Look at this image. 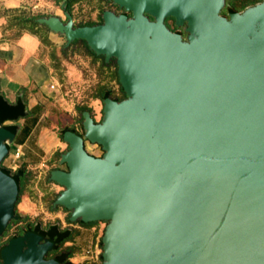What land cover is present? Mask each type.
Returning <instances> with one entry per match:
<instances>
[{"label": "water", "instance_id": "1", "mask_svg": "<svg viewBox=\"0 0 264 264\" xmlns=\"http://www.w3.org/2000/svg\"><path fill=\"white\" fill-rule=\"evenodd\" d=\"M218 1L115 0L131 19L108 13L102 25L55 24L69 41L115 57L128 95L105 100L102 125L86 115V137L104 157L66 133L70 171L55 173L76 218L110 221L104 264L264 262V2L255 7L263 12L260 44L250 50L244 40L255 15L222 19ZM145 14L186 24L194 39L183 42ZM11 136L0 121V161ZM17 196L16 182L0 172V223L14 216ZM129 229L148 245L132 250ZM51 248L26 234L0 254L3 264H60L44 259Z\"/></svg>", "mask_w": 264, "mask_h": 264}, {"label": "rangeland", "instance_id": "2", "mask_svg": "<svg viewBox=\"0 0 264 264\" xmlns=\"http://www.w3.org/2000/svg\"><path fill=\"white\" fill-rule=\"evenodd\" d=\"M263 2L219 0L217 15L231 20L233 15L242 14ZM108 13L132 18V13L115 0H0L2 33L10 39L24 33H32L40 39V56L48 64L58 88L55 102L69 118L68 125L60 134L68 146L51 160L33 166L17 160L13 162L14 168L7 167L9 162L4 158L0 161V172L18 185L14 216L0 235V253L13 240L29 234L38 237L41 245H52L44 257L47 261L60 259L72 264H104V235L110 221L84 223L81 218H76L74 208L62 203L67 187L55 178V173L70 171L67 163L62 162V157L71 150L70 144L65 141L66 133L81 138L90 156L104 157L103 147L86 137V115H90L95 124L102 125L105 121V100L112 98L120 102L128 95L122 87L115 57L108 59L85 40L69 41L64 31L56 28L55 24L70 25L72 28L102 25ZM144 17L150 23H161L183 42L194 39L186 24L176 26L172 17L160 21L149 14ZM260 25V21L256 20L254 29L258 30ZM86 245H92L91 249H87ZM3 262L0 254V264Z\"/></svg>", "mask_w": 264, "mask_h": 264}, {"label": "crops", "instance_id": "3", "mask_svg": "<svg viewBox=\"0 0 264 264\" xmlns=\"http://www.w3.org/2000/svg\"><path fill=\"white\" fill-rule=\"evenodd\" d=\"M57 96L54 76L40 56V39L32 33L10 39L0 29V121L12 133L2 141L7 167H16L17 160L40 164L68 146L60 134L69 118L55 102ZM18 149L21 157L16 159Z\"/></svg>", "mask_w": 264, "mask_h": 264}, {"label": "bare ground", "instance_id": "4", "mask_svg": "<svg viewBox=\"0 0 264 264\" xmlns=\"http://www.w3.org/2000/svg\"><path fill=\"white\" fill-rule=\"evenodd\" d=\"M250 12L255 15V21L256 20H259V21L261 20L262 21L263 12L262 11H259V10L256 11V8L255 7H252V8L247 9L244 13L238 14V16L240 18H243L246 13H250ZM227 22L231 23L230 21H227ZM153 27H154V30H155V32L157 34L160 33L161 29H159L157 25H154ZM260 31H261V27L258 30H255L254 27L252 26L251 31L249 32V34H247L245 36L244 46H245L246 49L253 50V49H256L259 46L260 42H257L256 37L258 36V34L260 33ZM171 34L173 35V33H171ZM129 101H131V106L133 107V110H136L138 108V105H137L136 100L135 99H130ZM148 130L149 129L147 128L146 131H148ZM9 218H10V215L6 214L4 216V219L2 220V222L0 223V235L4 232L5 227H6V223L8 222V219ZM262 227H259V228H256V229H252V230L249 231V233L250 232L257 231V230L261 229ZM127 231H128L127 232L128 240H129V243H130V246H131V249L132 250H136L137 248H139L140 247L139 245H148L147 243L146 244H142L141 241H140V239H138L135 235H133V232L130 229L127 230ZM234 235L235 236H233V237L240 236L238 234H234ZM255 264H264V262L263 263L262 262L261 263L258 262V263H255Z\"/></svg>", "mask_w": 264, "mask_h": 264}, {"label": "built area", "instance_id": "5", "mask_svg": "<svg viewBox=\"0 0 264 264\" xmlns=\"http://www.w3.org/2000/svg\"><path fill=\"white\" fill-rule=\"evenodd\" d=\"M20 157H21V152L18 149L17 152L15 153V158L19 159Z\"/></svg>", "mask_w": 264, "mask_h": 264}, {"label": "trees", "instance_id": "6", "mask_svg": "<svg viewBox=\"0 0 264 264\" xmlns=\"http://www.w3.org/2000/svg\"><path fill=\"white\" fill-rule=\"evenodd\" d=\"M58 261L61 262L62 264H72L71 262L65 263V262H63V260H60V259H58Z\"/></svg>", "mask_w": 264, "mask_h": 264}, {"label": "flooded vegetation", "instance_id": "7", "mask_svg": "<svg viewBox=\"0 0 264 264\" xmlns=\"http://www.w3.org/2000/svg\"><path fill=\"white\" fill-rule=\"evenodd\" d=\"M177 26V25H176Z\"/></svg>", "mask_w": 264, "mask_h": 264}]
</instances>
